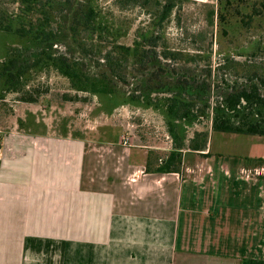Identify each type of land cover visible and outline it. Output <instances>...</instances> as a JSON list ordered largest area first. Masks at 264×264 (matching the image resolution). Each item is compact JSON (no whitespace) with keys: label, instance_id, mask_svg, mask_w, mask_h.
<instances>
[{"label":"crops","instance_id":"crops-1","mask_svg":"<svg viewBox=\"0 0 264 264\" xmlns=\"http://www.w3.org/2000/svg\"><path fill=\"white\" fill-rule=\"evenodd\" d=\"M30 113L0 147V264L264 260V136L218 144L210 128L205 150L159 173L166 155L145 145L56 134Z\"/></svg>","mask_w":264,"mask_h":264},{"label":"trees","instance_id":"trees-1","mask_svg":"<svg viewBox=\"0 0 264 264\" xmlns=\"http://www.w3.org/2000/svg\"><path fill=\"white\" fill-rule=\"evenodd\" d=\"M18 11L10 12L0 5V33L16 37L19 41L4 47L0 58V98L4 92L16 91L19 80L36 67H53L68 78L72 89H90L97 93L115 94L119 84H126L128 59L138 96L126 95L129 101L152 104V94H160L166 118V128L172 140V149L152 169L165 173L179 170L182 151H203L207 146L208 132L194 131L185 144L177 122L196 123L210 116L212 131L264 136V62L256 65L234 64L235 79L218 76L225 64H219L213 75L211 68L204 72L185 65L174 66L161 58L174 59L170 52L158 54L155 50H142L143 44L132 47L113 44L109 50L96 47L104 27L92 0H15ZM160 20L166 19L175 0H165ZM150 0H123V4L147 5ZM216 15L221 29L226 31L229 20L226 14L234 4L243 7L245 0H217ZM159 5V2H156ZM247 19L240 20L246 28L256 21V30H264V0H256ZM253 11V12H252ZM236 13H239L238 10ZM249 41L256 56L264 47L261 39ZM16 43V44H15ZM61 46L64 50L59 51ZM95 47V48H94ZM101 47V46H100ZM94 50L100 55L94 62ZM93 52V53H92ZM93 60L95 74L86 70L85 59ZM92 66V65H91ZM202 72V73H201ZM14 89V90H13ZM31 101L29 98H20ZM252 159L244 158V161ZM256 162H264L256 158ZM146 170H151L146 167ZM245 264H264V260H245Z\"/></svg>","mask_w":264,"mask_h":264},{"label":"rangeland","instance_id":"rangeland-1","mask_svg":"<svg viewBox=\"0 0 264 264\" xmlns=\"http://www.w3.org/2000/svg\"><path fill=\"white\" fill-rule=\"evenodd\" d=\"M122 1L92 0L100 16L99 22L105 30L101 40L99 38L96 41V47L99 46L102 52L109 50L113 44L132 47L134 42H140L144 46L142 50H155L158 54L170 52L175 56L174 59L161 58L162 61L174 66L182 64L202 72L211 68L213 75L217 72V66L223 64L226 58L223 65L226 67L220 69L218 76L229 79L236 78L232 68L234 64L247 66L256 65L258 61L264 62V47L256 56V49L247 45L259 37H262L260 39L264 45V30H256V21L247 28L239 22L242 18L247 19L244 13L249 14L252 6L256 12V0H245L243 7L233 5L232 11L226 14V20L230 23L226 31L218 24L217 0H175L170 15L163 21L159 17L165 0H150L145 6L123 4ZM0 5L10 12L18 11L15 0H0ZM237 10L239 13H236ZM11 42L19 44L16 37L0 33V58L4 47ZM57 48L59 51L64 50L61 46ZM94 55L95 62L100 55L97 52ZM93 60L85 59V62H90L85 67L88 72L90 70V73L95 74L97 69ZM127 65V83L119 84V92L136 98L138 91L134 90L136 82L130 71L131 59H128ZM17 86L16 91L4 92L0 98V147L2 139L20 125V115L23 117V126L30 125L32 118L29 114L32 111L40 122L41 119L46 120L56 134L66 129L67 133L85 132L86 137L92 138L99 136L95 129H100L102 136L108 139L109 135L115 134L120 137L122 144L127 139L125 145H145L159 157L172 149L160 100L163 96L160 94L151 95L150 105L142 102V99L140 102L136 99L129 101L126 95L103 94L90 89L75 90L68 78L47 66L32 69L19 80ZM24 97L31 101L20 99ZM177 129L187 144L194 131H209L210 116L196 123L177 122ZM225 136L229 137L230 134L214 132L213 141L226 143ZM247 137L239 134L233 138ZM256 167H264V162H256ZM258 175L264 177V171H259Z\"/></svg>","mask_w":264,"mask_h":264},{"label":"built area","instance_id":"built-area-1","mask_svg":"<svg viewBox=\"0 0 264 264\" xmlns=\"http://www.w3.org/2000/svg\"><path fill=\"white\" fill-rule=\"evenodd\" d=\"M126 140H127V139H124V141H123V142H124V143H126Z\"/></svg>","mask_w":264,"mask_h":264}]
</instances>
